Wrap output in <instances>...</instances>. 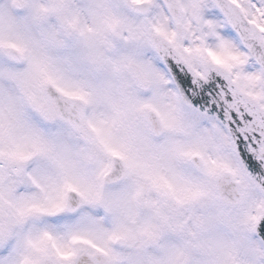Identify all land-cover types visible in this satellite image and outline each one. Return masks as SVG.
I'll list each match as a JSON object with an SVG mask.
<instances>
[{
    "label": "snow or ice",
    "instance_id": "6c2138e0",
    "mask_svg": "<svg viewBox=\"0 0 264 264\" xmlns=\"http://www.w3.org/2000/svg\"><path fill=\"white\" fill-rule=\"evenodd\" d=\"M0 264H264V0H0Z\"/></svg>",
    "mask_w": 264,
    "mask_h": 264
}]
</instances>
